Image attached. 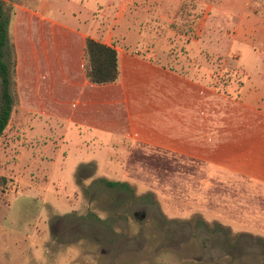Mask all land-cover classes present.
<instances>
[{
	"label": "rangeland",
	"instance_id": "1",
	"mask_svg": "<svg viewBox=\"0 0 264 264\" xmlns=\"http://www.w3.org/2000/svg\"><path fill=\"white\" fill-rule=\"evenodd\" d=\"M27 1L4 0L10 27ZM38 1L64 11L80 5ZM229 1L184 0L174 15L134 0L125 22L139 36L138 54L231 94L246 84L264 102V0H247L241 23L224 18ZM10 27V61L18 66ZM13 80L18 94L17 68ZM18 106L19 96L0 138V264H264L263 185L128 141L97 152L101 176L96 162L75 169L81 142L74 137L64 167L62 159L34 165L33 156L53 159L60 140L27 135Z\"/></svg>",
	"mask_w": 264,
	"mask_h": 264
},
{
	"label": "crops",
	"instance_id": "2",
	"mask_svg": "<svg viewBox=\"0 0 264 264\" xmlns=\"http://www.w3.org/2000/svg\"><path fill=\"white\" fill-rule=\"evenodd\" d=\"M133 1L79 0L78 8L69 11L38 0L17 7L10 29L18 55V108L27 135H55L61 144L53 159L33 156V164L48 166L62 159L64 167L74 137L82 145L75 169L96 162L101 176L97 152L128 141L199 161L223 179L264 186V102L259 93L248 94L245 84L231 94L207 78L138 54L139 36L125 22ZM246 1L230 0L227 5L233 8L224 18L243 22L250 6ZM183 2L149 0L170 7L174 15ZM88 38L118 50L116 83L89 82L84 68Z\"/></svg>",
	"mask_w": 264,
	"mask_h": 264
},
{
	"label": "trees",
	"instance_id": "3",
	"mask_svg": "<svg viewBox=\"0 0 264 264\" xmlns=\"http://www.w3.org/2000/svg\"><path fill=\"white\" fill-rule=\"evenodd\" d=\"M10 9L4 0H0V138L8 127L12 112L17 104L16 81L17 61H10L9 39ZM85 73L90 83L107 85L116 83L120 77L118 50L102 42L88 38L85 49ZM111 187H127L122 182H107Z\"/></svg>",
	"mask_w": 264,
	"mask_h": 264
}]
</instances>
